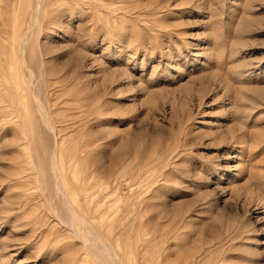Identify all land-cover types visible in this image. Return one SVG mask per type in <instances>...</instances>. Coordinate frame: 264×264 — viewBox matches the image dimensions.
<instances>
[{"label":"rangeland","instance_id":"obj_1","mask_svg":"<svg viewBox=\"0 0 264 264\" xmlns=\"http://www.w3.org/2000/svg\"><path fill=\"white\" fill-rule=\"evenodd\" d=\"M121 263L264 264V0H0V264Z\"/></svg>","mask_w":264,"mask_h":264},{"label":"bare ground","instance_id":"obj_2","mask_svg":"<svg viewBox=\"0 0 264 264\" xmlns=\"http://www.w3.org/2000/svg\"><path fill=\"white\" fill-rule=\"evenodd\" d=\"M25 38V37H24ZM26 39V38H25ZM24 42V40L22 39V43ZM21 43V42H20ZM25 43V42H24ZM15 53V52H14ZM20 55H22V57H23V54H20ZM16 59V58H15ZM22 61V60H21ZM23 63H24V61H23ZM17 64V63H16ZM21 82H22V80H21ZM29 83H30V81H29ZM28 83V84H29ZM19 84V83H18ZM22 88V87H21ZM31 94V93H30ZM32 95V94H31ZM21 96H22V94H21ZM36 97H38V96H36ZM39 98V97H38ZM38 98H36V100H38ZM35 99V98H34ZM37 102H40V100H38ZM40 104V107H41V111H42V116L44 117V120H45V122H46V124H48L49 126H51V124H50V121L48 120V117L46 116V112H45V110L42 108V104L41 103H39ZM54 156V155H53ZM58 168H59V166H58ZM56 170V169H55ZM58 170V169H57ZM59 172V171H58ZM59 175V174H58ZM61 178V177H60ZM59 178V179H60ZM61 180V179H60ZM70 215L73 217V219H74V222L76 223V224H79V223H82V220L79 218V214L77 215V213L75 212V210L74 209H70ZM92 242V241H91ZM93 248V247H92ZM98 249V248H97ZM122 264V263H121ZM126 264V263H125Z\"/></svg>","mask_w":264,"mask_h":264}]
</instances>
